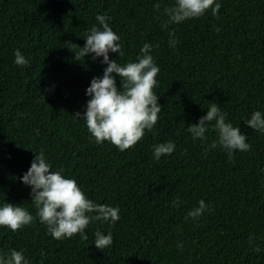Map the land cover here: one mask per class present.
Instances as JSON below:
<instances>
[{
  "label": "trees",
  "instance_id": "trees-1",
  "mask_svg": "<svg viewBox=\"0 0 264 264\" xmlns=\"http://www.w3.org/2000/svg\"><path fill=\"white\" fill-rule=\"evenodd\" d=\"M175 3L0 0V206L20 205L36 217L16 232L0 227V253L22 251L28 264H264V132L246 124L254 112L264 115V0H216L218 14L210 8L162 28L165 8ZM97 15L109 17L120 36L124 55L110 52V60L137 62L150 43L160 68L153 89L159 119L123 152L96 143L75 117L86 112L87 88L107 67L94 54L75 58L99 26ZM170 39H178L175 47ZM17 49L26 66L14 63ZM212 102L250 150L230 158L219 144L211 148L215 121L205 140L192 139L188 125ZM168 141L173 153L155 159L154 145ZM41 151L51 171L63 169L93 202L118 207L120 219L90 222L87 240L79 233L54 239L22 182ZM200 200L208 210L186 219ZM96 231L111 232L112 246L97 249Z\"/></svg>",
  "mask_w": 264,
  "mask_h": 264
},
{
  "label": "clouds",
  "instance_id": "clouds-1",
  "mask_svg": "<svg viewBox=\"0 0 264 264\" xmlns=\"http://www.w3.org/2000/svg\"><path fill=\"white\" fill-rule=\"evenodd\" d=\"M155 7L159 9L160 5L156 4ZM220 7L216 0H176L174 6L165 8L168 20L161 27L166 28L169 23L199 18L210 8L212 14L216 15ZM109 19L105 15H97L99 26H93L89 30L90 34L84 38L85 45L80 47L78 53L75 52V58L89 54H94L93 60L103 57L102 63L107 65L102 78H93L87 88L86 94L91 99L87 102L86 112L82 117L77 112L75 117L86 121L87 129L96 143L108 141L123 152L136 145L144 137L145 130L151 131L159 119L158 114L162 107L158 104L159 96L153 89L157 85L156 77L160 68L150 54V43H144L140 49L142 55L137 57V62H128L122 66L117 60H110V52L119 53V57L124 53L119 42L120 36L109 26ZM169 35L172 37L174 33ZM177 43L178 39L169 41L171 47H175ZM14 56L16 65L28 64L19 49L15 51ZM113 73L120 78L119 88ZM210 104L206 115L202 116L197 124L188 125L187 130L192 139L205 140L209 124L215 121L213 130L218 132V140L213 141L211 148H216L219 144L227 150L230 158L235 151L250 150V144L246 143L247 137L241 134L240 128L226 123V114L218 104ZM206 121L209 123L206 124ZM246 124L251 129L264 132V115L256 111ZM175 147L172 141L154 145V158L159 160L161 156L171 155ZM51 167L41 151L35 155L30 168L22 177V182L31 187V202L37 210L36 215L41 223L47 225L48 232L54 239L71 238L79 233L82 240H87L85 229L90 222L110 220L115 223L120 219L118 207L93 202L75 179L66 178L63 169L51 171ZM205 210H208V205L200 200L199 206L190 210L186 219H196ZM35 219L28 209L20 205L6 202L0 206V227H6L13 232L31 224ZM94 244L100 250L112 246L111 232L105 235L96 231ZM0 264H28V261L22 251L13 249L10 254L0 253Z\"/></svg>",
  "mask_w": 264,
  "mask_h": 264
}]
</instances>
